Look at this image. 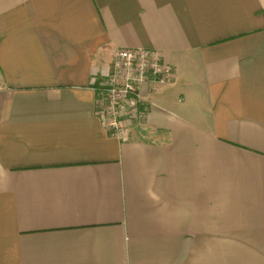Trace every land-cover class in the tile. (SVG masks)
I'll use <instances>...</instances> for the list:
<instances>
[{
  "label": "crops",
  "instance_id": "obj_1",
  "mask_svg": "<svg viewBox=\"0 0 264 264\" xmlns=\"http://www.w3.org/2000/svg\"><path fill=\"white\" fill-rule=\"evenodd\" d=\"M119 49L172 75L117 137ZM0 264H264V0H0Z\"/></svg>",
  "mask_w": 264,
  "mask_h": 264
},
{
  "label": "built area",
  "instance_id": "obj_2",
  "mask_svg": "<svg viewBox=\"0 0 264 264\" xmlns=\"http://www.w3.org/2000/svg\"><path fill=\"white\" fill-rule=\"evenodd\" d=\"M172 68L149 49H119L115 52L110 73L102 80L96 97V114L112 136L127 134L128 126L144 115L140 90L146 82H163ZM127 122L121 124V120Z\"/></svg>",
  "mask_w": 264,
  "mask_h": 264
},
{
  "label": "trees",
  "instance_id": "obj_3",
  "mask_svg": "<svg viewBox=\"0 0 264 264\" xmlns=\"http://www.w3.org/2000/svg\"><path fill=\"white\" fill-rule=\"evenodd\" d=\"M103 79H98L93 85L92 87L94 88L95 92H96V97L98 96L100 90H101V83H102ZM110 133V132H109ZM111 134V133H110Z\"/></svg>",
  "mask_w": 264,
  "mask_h": 264
},
{
  "label": "rangeland",
  "instance_id": "obj_4",
  "mask_svg": "<svg viewBox=\"0 0 264 264\" xmlns=\"http://www.w3.org/2000/svg\"><path fill=\"white\" fill-rule=\"evenodd\" d=\"M120 120H121V119H120ZM120 122H121V124H122V125H126V124H127V122H126V121H124V120H121ZM130 125H132V123H131ZM130 125H129V126H130ZM129 126L127 127L128 129H130V127H129Z\"/></svg>",
  "mask_w": 264,
  "mask_h": 264
}]
</instances>
